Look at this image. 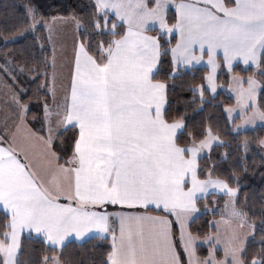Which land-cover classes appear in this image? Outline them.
Here are the masks:
<instances>
[{
    "label": "snow or ice",
    "instance_id": "6c2138e0",
    "mask_svg": "<svg viewBox=\"0 0 264 264\" xmlns=\"http://www.w3.org/2000/svg\"><path fill=\"white\" fill-rule=\"evenodd\" d=\"M89 7L86 24L73 15L84 31L73 45L59 94L57 74L50 73L55 58L50 65L47 56L35 55L36 43L57 17L26 0L20 6L22 27L4 36L8 43L31 32L33 40L31 53L22 46L20 59L5 53L0 72L13 82L23 75L29 84L43 77L35 83L37 98L42 89L48 92L42 118L35 116L30 124L31 97L25 100L28 89L22 88L13 97L17 122L0 130V264H20L23 232L35 233L44 245L36 264H63L66 238H83L93 229L103 239L111 234L101 264H264V217L259 226L248 223V213L237 207L238 187L213 174L215 163L206 173L199 163L204 149L224 141L210 124L199 136L185 133L187 120L171 109L168 84L182 66L200 63L206 54L207 87L191 86L189 101L195 103L199 92L203 103L205 92L216 90L219 52L229 72L236 58L264 65V0H90ZM169 53L171 72L157 78ZM232 79L238 84L237 103L227 111L239 107L237 129L257 118L264 121L256 101L261 81L250 75L245 87L242 77ZM259 143L264 145V138ZM237 147L246 151L247 139ZM213 193L229 198L225 215L239 220L241 228L248 224L251 232L241 238L233 231L227 239L219 230L207 233L199 239L210 246L200 256L189 218L198 212L201 196L207 200ZM109 205L116 210L109 211ZM257 227L261 247L249 253L246 241ZM218 244L224 245L220 258Z\"/></svg>",
    "mask_w": 264,
    "mask_h": 264
},
{
    "label": "trees",
    "instance_id": "16d2710c",
    "mask_svg": "<svg viewBox=\"0 0 264 264\" xmlns=\"http://www.w3.org/2000/svg\"><path fill=\"white\" fill-rule=\"evenodd\" d=\"M48 5L54 9L52 13L60 16H72L82 19L87 23V13L91 11L89 4L90 0H48ZM26 0H0V52L9 56L15 55L18 59L21 58L22 46L29 47L31 53V42L33 36L28 34L23 37H18L14 42L5 43L4 36L12 37L16 34V29L22 27V22L19 18V13ZM35 5L39 6V10L44 13L43 3L40 0H31ZM42 2H45L43 0ZM16 5L15 12L11 10V6ZM49 8H46V11ZM61 11V14L59 13ZM56 13V14H55ZM170 15L174 12L170 10ZM53 16V15H51ZM49 16V17H51ZM84 29L80 31L83 32ZM175 37H171L172 44ZM44 45L43 50L40 49V44ZM35 55L43 60L49 55V48L46 38L35 45ZM31 58V55L29 56ZM161 73H158L157 78H163L165 73L171 72L170 54L162 58ZM4 61V60H2ZM15 66V64H13ZM264 65L257 68L243 69L239 65L234 66L231 72H227L222 66L219 69L216 81L223 89L228 86L229 74L234 73L240 76H255L258 81H261V90L258 94L257 105L261 110H264ZM207 74V69L204 67L192 68L189 70H180L175 79H168L169 98L171 101V109H175L177 114L183 113L187 120L188 127L184 130L195 132L198 136L203 129L209 124L212 127L213 134H219L222 145L216 144L206 154L201 156L199 163L203 166L202 170L206 173L208 168L213 163L216 165L217 172L221 178H229L232 187H238L237 192V207L248 213V223L253 221L259 226L261 218L264 217V157L259 151V140L264 137V128L256 127L242 132H233L231 125L225 115L224 108L233 105V100L226 94L225 90H220L215 96H211L209 91L205 92L204 102L201 103L199 92L195 94V103H189L193 98V93L190 87L196 84L203 83L206 87V80L203 77ZM22 84L25 76H21ZM43 77H41V81ZM31 84L28 89V95L24 97L27 100L31 97L28 110L27 120L31 124L35 116L42 118L43 103L47 88L37 93L32 89L35 83ZM48 95V101H49ZM39 126V120L32 125ZM247 139L248 147L245 151L243 148H238L237 145L241 141ZM225 200L224 195H209L207 200L201 199L198 201V207L207 203L211 209H220ZM218 218L216 212H205L196 217L189 225V230L198 237H203L207 233H213L214 229L209 225L210 220ZM4 219L3 212H0V220ZM261 233L257 227L255 235L247 240L249 253L261 247ZM110 239L100 237H92L82 243L69 242L62 249L60 259L63 264H101L106 259V253L110 247ZM21 247L19 249L20 264H36L41 259L44 252L42 242L32 235H24L20 240ZM48 256L53 254L51 248L48 249ZM197 254L204 256L207 250L204 246L197 247Z\"/></svg>",
    "mask_w": 264,
    "mask_h": 264
},
{
    "label": "rangeland",
    "instance_id": "374dc122",
    "mask_svg": "<svg viewBox=\"0 0 264 264\" xmlns=\"http://www.w3.org/2000/svg\"><path fill=\"white\" fill-rule=\"evenodd\" d=\"M42 1L43 0H40V2L43 3L45 15H47L48 17L51 15H53L51 17H65V16L57 15L56 13H55L56 15H54V13H52L54 9H51L50 6L48 5L49 1L48 0H45V2H42ZM47 7L49 9L46 11ZM174 10L175 9H173L172 12H174ZM59 13L61 14V11H59ZM81 30L82 28H78L76 20L72 21V23L71 21L57 20V21L52 22L51 32L47 30L43 32V35L46 38L47 43H48V48H49L48 58H49L50 65L52 64V58L53 57L55 58V68H50L51 72L54 71L56 73V68L59 66V63H60L59 61H61V56L63 57L64 60L68 58L69 54L73 51V45L75 41L77 40V36L80 34ZM28 34L32 35L31 32H29ZM167 38L168 37L166 36L165 39ZM1 54L3 53L0 52V64H3L2 60H4V58L2 57ZM12 67H15V66L12 65ZM21 76L22 75H19L17 82H13L10 76H7L3 74L2 72H0V128H2L1 130H3L4 128H10L17 122L18 109H17V106L15 104L13 97L17 93H19L22 88H29L31 86V84L27 82L26 78H24L25 79L24 81L26 82L23 85ZM32 89L35 90V86H33ZM27 116H28V111H27ZM216 144L218 143L214 142V145ZM209 151H210L209 149H204L203 153L207 154ZM219 195L221 196L222 194H219ZM225 199L228 200L229 198L225 196ZM226 200H224L222 207L220 209L215 208V211H212L211 207L208 206L207 208V212H216L217 217L219 218V219L215 218V220H213V225L215 227V231L213 232V234H215L217 230H219V234L221 238L227 239L232 234V232L235 231L239 234L241 238H243L244 232L245 231L251 232V230L248 228V224H245L244 227L241 228L239 226L240 225L239 220L230 219L225 215L224 203ZM222 216H224V218L227 220L229 219L227 224H225L223 220L221 219ZM218 222H219V227L217 228ZM250 237L251 235L249 236V238ZM108 239H110L111 241V237ZM201 242H202V246H204L206 250L208 251V247L210 245L204 243L202 240ZM223 247H224L223 244L217 245V255L220 257L223 256ZM51 256L52 255H50L49 257Z\"/></svg>",
    "mask_w": 264,
    "mask_h": 264
},
{
    "label": "crops",
    "instance_id": "0c3cea01",
    "mask_svg": "<svg viewBox=\"0 0 264 264\" xmlns=\"http://www.w3.org/2000/svg\"><path fill=\"white\" fill-rule=\"evenodd\" d=\"M173 9H174V7H170V10H173ZM57 20L71 21V23H72V21H75V19H73L72 16L71 17L70 16L57 17V19L55 21H57ZM151 34H155V33L153 32ZM78 38H79V35L77 36V39ZM174 43H175V40H174ZM63 54H64V52H63ZM72 56H73V51L69 54L68 58L65 59V60L61 56V61H59L60 63L58 62L59 63V66L56 68V74H57L56 84H57L58 94H59V87L58 86H59L60 80L69 76V67H70L69 60L72 58ZM218 62H219V67L216 69V75H215L216 90H215V92H212L211 90H208V91H209V94L211 96H215L217 94V92H219L220 90H225L226 94L233 100V105L227 106V107L224 108L225 115H226V117H227V119H228V121H229V123L231 125L232 131L235 132V133H237V132H242V131H245V130H248V129H253V128H256V127H263L264 128V121H261L259 118H257L254 123L244 124L239 129H237V126L238 125H241V117H240V109H239V107H236L235 110L233 112H231V113H229L227 111L228 108L233 107L237 103V101H236V93H235L234 89L238 87V84H237V82L235 80L232 79V77L233 76L242 77L243 80H244V86L247 87V78H248V76H245L244 77V76H240L238 74L230 73L229 74V79H228V86L225 89H223L221 87V85L218 84L217 81H216V77L218 75V72H219V69H220L221 66L227 72H229L227 66L223 63V53H222V51L219 52ZM236 65H239L243 69L250 68V67L251 68H255L254 66L251 65V62H249L248 64H244L243 61L240 60V58H236L235 60H233V62H232V69ZM200 67L206 68L207 69V73H208L209 68L207 66V56H206V54L204 55V58H203V60L200 63L193 62V64L190 65V66L189 65L182 66V68L180 70H189V69H192V68H200ZM50 73H51V71H50ZM255 79L257 80L256 77H255ZM206 87H207V81H206ZM260 90H261V85L256 90V101L258 99V94H259ZM47 92H48V89H47ZM49 99H50L49 101L51 103L52 102V96H51V94H49ZM249 111H251V109H249ZM1 129L2 128H0V130ZM258 147H259L260 153L264 157V145H261L259 143ZM203 155H206V154L203 153L202 156ZM213 194H216V193H213ZM216 195H218V194H216ZM201 199H204L203 196H201V198L199 200H201ZM204 206H205V203L201 207H198V205H197L198 212L193 213L192 216L189 218L190 219V223L196 217L200 216L204 212H207V209H205ZM108 210L109 211H114L116 209H113V207L111 205H109L108 206ZM0 212H2V211H0ZM217 219H219V218H217ZM213 220H215V219L210 220V222H211V227L215 231V227L213 225ZM95 232H96V230H94V229L93 230H90L89 233H86L85 234V237L79 238V239L76 238L74 234H70V236L68 238H66V243H68L70 241H73V242H76V243H82V242H84L85 240H87L89 238H92V237H100V236L95 235ZM24 235H28V232H23L21 234V237L24 236ZM31 235H33V236L36 237V234L35 233H32ZM194 236H196V235H194ZM110 237H111V234L109 233L108 234V238H110ZM199 246H202V242H201V239H199V237H198L197 240H196V247H199ZM217 258H220V256L217 255ZM186 260H187V257H185V262H186Z\"/></svg>",
    "mask_w": 264,
    "mask_h": 264
}]
</instances>
